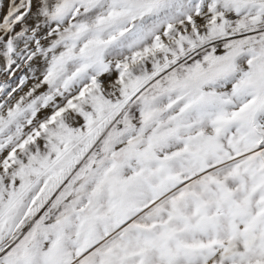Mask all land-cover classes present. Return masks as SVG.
I'll use <instances>...</instances> for the list:
<instances>
[{"label":"snow or ice","instance_id":"6c2138e0","mask_svg":"<svg viewBox=\"0 0 264 264\" xmlns=\"http://www.w3.org/2000/svg\"><path fill=\"white\" fill-rule=\"evenodd\" d=\"M0 264H264V0H0Z\"/></svg>","mask_w":264,"mask_h":264}]
</instances>
